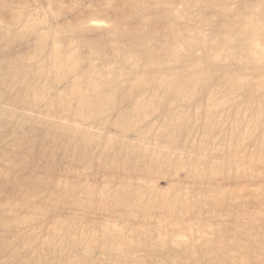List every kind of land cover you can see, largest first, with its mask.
<instances>
[{"label":"rangeland","instance_id":"obj_1","mask_svg":"<svg viewBox=\"0 0 264 264\" xmlns=\"http://www.w3.org/2000/svg\"><path fill=\"white\" fill-rule=\"evenodd\" d=\"M0 264H264V0H0Z\"/></svg>","mask_w":264,"mask_h":264}]
</instances>
